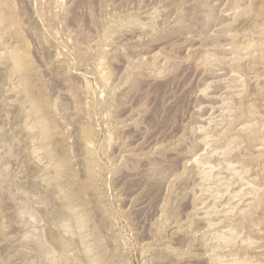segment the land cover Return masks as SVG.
Returning a JSON list of instances; mask_svg holds the SVG:
<instances>
[{"label":"rangeland","instance_id":"374dc122","mask_svg":"<svg viewBox=\"0 0 264 264\" xmlns=\"http://www.w3.org/2000/svg\"><path fill=\"white\" fill-rule=\"evenodd\" d=\"M0 264H264V0H0Z\"/></svg>","mask_w":264,"mask_h":264}]
</instances>
